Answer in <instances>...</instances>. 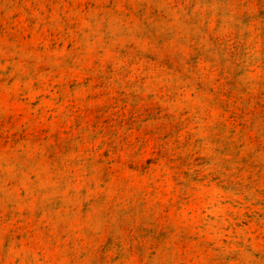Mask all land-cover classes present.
Returning <instances> with one entry per match:
<instances>
[{"label":"rangeland","instance_id":"obj_1","mask_svg":"<svg viewBox=\"0 0 264 264\" xmlns=\"http://www.w3.org/2000/svg\"><path fill=\"white\" fill-rule=\"evenodd\" d=\"M0 264H264V0H0Z\"/></svg>","mask_w":264,"mask_h":264}]
</instances>
